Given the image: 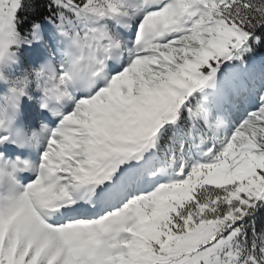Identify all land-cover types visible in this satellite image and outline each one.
Here are the masks:
<instances>
[{"label": "snow or ice", "instance_id": "6c2138e0", "mask_svg": "<svg viewBox=\"0 0 264 264\" xmlns=\"http://www.w3.org/2000/svg\"><path fill=\"white\" fill-rule=\"evenodd\" d=\"M0 264H264V0H0Z\"/></svg>", "mask_w": 264, "mask_h": 264}]
</instances>
